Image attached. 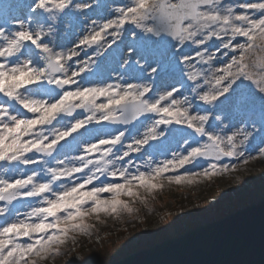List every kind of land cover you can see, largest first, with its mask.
<instances>
[{
	"label": "snow or ice",
	"instance_id": "6c2138e0",
	"mask_svg": "<svg viewBox=\"0 0 264 264\" xmlns=\"http://www.w3.org/2000/svg\"><path fill=\"white\" fill-rule=\"evenodd\" d=\"M257 158L264 0H0V264Z\"/></svg>",
	"mask_w": 264,
	"mask_h": 264
},
{
	"label": "rangeland",
	"instance_id": "374dc122",
	"mask_svg": "<svg viewBox=\"0 0 264 264\" xmlns=\"http://www.w3.org/2000/svg\"><path fill=\"white\" fill-rule=\"evenodd\" d=\"M113 5L120 0H111ZM78 31V29H76ZM71 38V37H70ZM102 70H106L102 66ZM248 199L254 203L264 198V162L259 158L247 165L241 164L238 171L212 178L194 186L165 185L162 191L149 197L148 211L142 205L138 213L139 220L124 217L121 220L101 216L99 220L91 217L88 223L93 225L92 235H75V241L60 248L59 257H49L39 264H89L91 260L121 246H133L144 240L151 230L165 224L167 216L179 215L185 218L201 219L202 224L214 221L205 214L209 204L226 206L233 200ZM165 203V204H164ZM165 205V207H164ZM169 213L163 220L164 213ZM202 217V218H201Z\"/></svg>",
	"mask_w": 264,
	"mask_h": 264
},
{
	"label": "water",
	"instance_id": "95a60500",
	"mask_svg": "<svg viewBox=\"0 0 264 264\" xmlns=\"http://www.w3.org/2000/svg\"><path fill=\"white\" fill-rule=\"evenodd\" d=\"M112 264H264V198Z\"/></svg>",
	"mask_w": 264,
	"mask_h": 264
},
{
	"label": "trees",
	"instance_id": "16d2710c",
	"mask_svg": "<svg viewBox=\"0 0 264 264\" xmlns=\"http://www.w3.org/2000/svg\"><path fill=\"white\" fill-rule=\"evenodd\" d=\"M248 202L249 200L246 198L245 200L244 199L233 200L228 204H226V206H221V205L215 206L209 204L205 214L201 216H207L211 220H217L248 205ZM200 225H202L201 219L195 220L194 217L185 218L176 214L167 216L165 224L162 225L159 229L151 230V232L148 233V235L144 240L138 241L133 246H126V245L118 246L112 249V251L89 261L90 262L89 264H112L115 261L121 259L122 257L130 253H133L145 247H150L157 242L179 235L189 229H192Z\"/></svg>",
	"mask_w": 264,
	"mask_h": 264
}]
</instances>
